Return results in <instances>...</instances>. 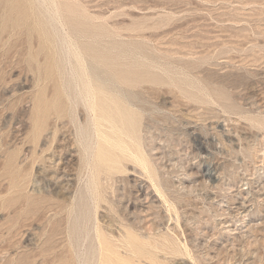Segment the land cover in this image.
<instances>
[{
    "label": "rangeland",
    "instance_id": "rangeland-1",
    "mask_svg": "<svg viewBox=\"0 0 264 264\" xmlns=\"http://www.w3.org/2000/svg\"><path fill=\"white\" fill-rule=\"evenodd\" d=\"M7 1L0 0V264L94 262L89 243L72 251L74 216L123 237L110 255L115 264H264V0H56L66 31L92 26L99 50L141 58V70L162 82L144 84L138 101L148 168L123 161L102 174L97 208L86 193L94 165L80 147L84 110L75 123L64 118L49 149L45 125L34 138L35 122L52 121L58 81L35 29L45 20L21 0ZM49 226L63 244L51 254Z\"/></svg>",
    "mask_w": 264,
    "mask_h": 264
},
{
    "label": "bare ground",
    "instance_id": "bare-ground-1",
    "mask_svg": "<svg viewBox=\"0 0 264 264\" xmlns=\"http://www.w3.org/2000/svg\"><path fill=\"white\" fill-rule=\"evenodd\" d=\"M8 1L12 3V2H16L17 0H8ZM21 1L23 2V6L26 8V10L30 12L32 16L37 15L38 17H41V19L45 20L46 22V25L37 24L36 22L35 29L38 31L40 38L42 40V43H43V46L40 49L51 50V52L48 53V57L45 59V62L47 64V60H49L50 66L52 67V69L55 70L57 81H58V86H57L58 88H57V92L55 93V96L53 97V101L51 103V109L47 110V112H50V114L46 115V122H47V119L48 120L51 119V116L53 117L52 121L47 124H44L43 122H41L40 124L38 122H35L33 129H32L34 132V136H35L34 138H36L38 133H40L41 130L44 129V125H45V130H44L45 136L42 139L43 141L42 143H44L43 145L47 143L48 145L47 144L46 145L48 148L49 146L48 140L55 139V137L57 136L60 130V126L62 125L64 118L66 116H69L71 117L72 122L75 123L76 121L75 113L78 107H81L84 110V113L86 116L85 125L82 126L79 122H77L79 135L82 138V139L80 138L82 140L80 147L82 146L84 156L86 158V166H89L90 164L94 165V168H91L92 171L90 173V183H89L86 193L90 195V197L89 196L88 197L91 201V204L97 208L98 197L96 196L97 195L96 190L100 186V176L102 174L110 175L112 173L120 171L121 164L123 163V161H130L134 165L139 166L142 169L148 168V163L143 158V155L140 149V136L141 135L139 134L140 133L139 125H140L141 108H139L138 101L140 98V94H142L141 91L144 89L143 87L144 84L156 85L162 82L159 78L155 76H149L145 74L146 73L145 71L141 70V65L139 64V60H137V58H139L137 57L138 55H136L137 58H134V57L128 58L127 56H124V55L123 56H112V54L110 55L109 52L106 50V48L99 50L98 49L99 42L97 41L98 37H96L95 30L92 26L80 27L79 25H76L72 28V31H66L65 25H64L65 23L62 22L61 13L57 6L56 0H21ZM79 4L81 5V3ZM87 21L90 22V20H87ZM18 41L20 42V40H17V42ZM34 47L36 48V46ZM139 59L142 60L141 58ZM143 61L145 62L144 59ZM22 65H23V62H22ZM154 65L155 64H152V66ZM14 67L12 70L15 69ZM5 70L7 69L4 68V71ZM153 70L151 69V71ZM156 71L158 70L156 69ZM20 74L18 76H20ZM14 75H16V73ZM177 76L182 78V75L181 76L177 75ZM186 79L189 80V78H186ZM191 84H194V83H191ZM188 87L191 88L192 86L191 87L188 86ZM196 87H199V86H196ZM192 91H195V90H192ZM199 92L197 94H199ZM48 94H49L48 96H50V93ZM134 101H136L137 104L136 103L133 104ZM37 110H39V108ZM68 126L66 124V127ZM96 166L103 168L102 173H100V170L96 169ZM19 208L20 207H18V210ZM46 211L47 212L52 211V206H47ZM48 217H49L48 218V225H49L51 224V218L50 216ZM70 221L71 222H70L68 233L70 232V237L74 239V243H75V246L71 245L72 249L75 248L72 251H74V253L76 254L75 252L76 248H85L86 243L87 244L89 243V248L92 251L90 260L94 261V262H82V260H78L77 264H115L114 262H111L113 260H111L110 255H112V253H117L116 251L119 248L118 244L121 243L120 245H122L123 241L121 240V238L123 237H120V239H118V238H115L110 233H106V230L104 228H101L98 225L99 222H97V220L96 221L95 220L91 221L89 219L84 220V218L80 219L79 217L74 216L73 219H71ZM122 230L125 232L124 229ZM61 235H62V232H59V230L54 231L53 226L52 227L49 226V230L47 231V243L49 245H48V251L46 250L47 252H49V254H51L57 248L61 249L63 245ZM131 239L132 237H126L124 244L126 245L129 244ZM6 243L7 242H5V245ZM5 245L2 249L6 248ZM37 256L38 255H36L35 257ZM58 257L59 256H57V261L56 260L52 261L50 264H56V262H58L59 264L62 263L61 262L62 257H59V258ZM86 260H87V256H86ZM47 264H49V262Z\"/></svg>",
    "mask_w": 264,
    "mask_h": 264
}]
</instances>
